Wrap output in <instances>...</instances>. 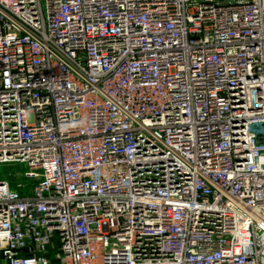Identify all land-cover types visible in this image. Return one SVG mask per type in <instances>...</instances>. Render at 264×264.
Returning <instances> with one entry per match:
<instances>
[{"label": "built area", "instance_id": "built-area-1", "mask_svg": "<svg viewBox=\"0 0 264 264\" xmlns=\"http://www.w3.org/2000/svg\"><path fill=\"white\" fill-rule=\"evenodd\" d=\"M0 264H264V0H0Z\"/></svg>", "mask_w": 264, "mask_h": 264}, {"label": "rangeland", "instance_id": "rangeland-1", "mask_svg": "<svg viewBox=\"0 0 264 264\" xmlns=\"http://www.w3.org/2000/svg\"><path fill=\"white\" fill-rule=\"evenodd\" d=\"M23 166L19 163H0V179H8L10 185L16 188L20 194L27 193L30 188V183L22 177Z\"/></svg>", "mask_w": 264, "mask_h": 264}]
</instances>
